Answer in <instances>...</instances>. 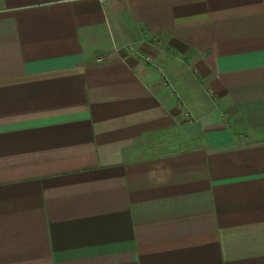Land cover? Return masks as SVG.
<instances>
[{"label":"crops","instance_id":"obj_1","mask_svg":"<svg viewBox=\"0 0 264 264\" xmlns=\"http://www.w3.org/2000/svg\"><path fill=\"white\" fill-rule=\"evenodd\" d=\"M0 264H264V0H0Z\"/></svg>","mask_w":264,"mask_h":264},{"label":"built area","instance_id":"obj_2","mask_svg":"<svg viewBox=\"0 0 264 264\" xmlns=\"http://www.w3.org/2000/svg\"><path fill=\"white\" fill-rule=\"evenodd\" d=\"M127 49L129 51V53L133 56H135L136 58H138L140 61L147 63V64H151L154 67H156L158 70L160 69V67L158 66V64L156 63L154 57L150 54H146L145 52H143L142 50H140L138 47L130 44L127 46ZM163 74V83L165 85L171 86V83L169 82L168 78L166 77V75L164 73Z\"/></svg>","mask_w":264,"mask_h":264}]
</instances>
